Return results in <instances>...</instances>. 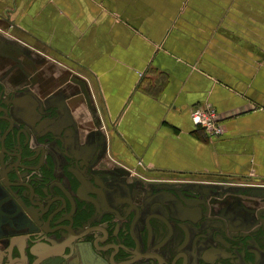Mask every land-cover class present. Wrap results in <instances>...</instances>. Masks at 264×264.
<instances>
[{"label": "crops", "instance_id": "0c3cea01", "mask_svg": "<svg viewBox=\"0 0 264 264\" xmlns=\"http://www.w3.org/2000/svg\"><path fill=\"white\" fill-rule=\"evenodd\" d=\"M27 74L91 129L82 87L126 168L264 181V0H0V81ZM207 105L216 139L190 119Z\"/></svg>", "mask_w": 264, "mask_h": 264}, {"label": "flooded vegetation", "instance_id": "af4514ba", "mask_svg": "<svg viewBox=\"0 0 264 264\" xmlns=\"http://www.w3.org/2000/svg\"><path fill=\"white\" fill-rule=\"evenodd\" d=\"M35 78L0 81V264H264V181L126 168Z\"/></svg>", "mask_w": 264, "mask_h": 264}, {"label": "built area", "instance_id": "2783aa9c", "mask_svg": "<svg viewBox=\"0 0 264 264\" xmlns=\"http://www.w3.org/2000/svg\"><path fill=\"white\" fill-rule=\"evenodd\" d=\"M191 122L201 128L209 138H219L224 131L217 112L211 106H195L190 110Z\"/></svg>", "mask_w": 264, "mask_h": 264}, {"label": "rangeland", "instance_id": "374dc122", "mask_svg": "<svg viewBox=\"0 0 264 264\" xmlns=\"http://www.w3.org/2000/svg\"><path fill=\"white\" fill-rule=\"evenodd\" d=\"M207 106H209V105H207ZM212 108V107H211Z\"/></svg>", "mask_w": 264, "mask_h": 264}]
</instances>
